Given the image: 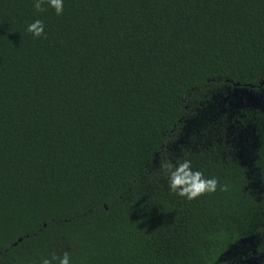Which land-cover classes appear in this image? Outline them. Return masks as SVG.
<instances>
[{
	"label": "trees",
	"instance_id": "1",
	"mask_svg": "<svg viewBox=\"0 0 264 264\" xmlns=\"http://www.w3.org/2000/svg\"><path fill=\"white\" fill-rule=\"evenodd\" d=\"M34 3L0 0V264H237L264 163L252 188L224 152L223 97L264 82V0ZM165 158L216 192L172 193Z\"/></svg>",
	"mask_w": 264,
	"mask_h": 264
},
{
	"label": "flooded vegetation",
	"instance_id": "2",
	"mask_svg": "<svg viewBox=\"0 0 264 264\" xmlns=\"http://www.w3.org/2000/svg\"><path fill=\"white\" fill-rule=\"evenodd\" d=\"M223 98L226 118L224 138L220 140L224 152L246 167L252 178L250 186L259 189L262 185L260 165L264 163V82L257 88L233 84ZM244 242L248 247L241 252L237 264H263L264 234Z\"/></svg>",
	"mask_w": 264,
	"mask_h": 264
},
{
	"label": "clouds",
	"instance_id": "3",
	"mask_svg": "<svg viewBox=\"0 0 264 264\" xmlns=\"http://www.w3.org/2000/svg\"><path fill=\"white\" fill-rule=\"evenodd\" d=\"M47 4L55 9L57 15L63 13V0H35L34 8L38 12L45 10ZM27 31L34 37L40 38L44 35V25L39 19L28 25ZM159 171L168 179L169 189L189 201L199 198L208 193H214L218 187L215 178L207 179L201 171H194L190 160H183L173 163L171 160L162 159ZM221 190H226L222 188ZM52 260H58L59 264H70L69 253L64 252L62 257L53 255ZM52 260L44 258L42 264H52Z\"/></svg>",
	"mask_w": 264,
	"mask_h": 264
},
{
	"label": "water",
	"instance_id": "4",
	"mask_svg": "<svg viewBox=\"0 0 264 264\" xmlns=\"http://www.w3.org/2000/svg\"><path fill=\"white\" fill-rule=\"evenodd\" d=\"M264 264V263H263Z\"/></svg>",
	"mask_w": 264,
	"mask_h": 264
}]
</instances>
